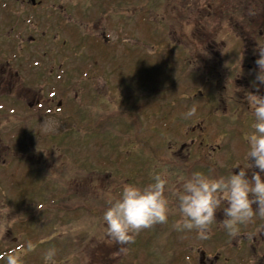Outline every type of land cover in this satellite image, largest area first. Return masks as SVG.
I'll list each match as a JSON object with an SVG mask.
<instances>
[{"label":"rangeland","instance_id":"obj_1","mask_svg":"<svg viewBox=\"0 0 264 264\" xmlns=\"http://www.w3.org/2000/svg\"><path fill=\"white\" fill-rule=\"evenodd\" d=\"M139 1H131V18L126 17L129 13L122 3L116 2L114 18L92 22L84 17L78 21V30L50 33L57 34L56 43L50 35H42V29L35 31L34 35L41 36L46 44L38 50L42 53L48 48L52 59L66 60L68 64L69 78L63 84L68 87L64 102L68 103L65 110L69 118L60 125L48 121L42 127L25 124L5 132L8 117L13 114H2L0 224L5 228L0 234V264H7L12 253L20 255L23 264H46L49 249H55V256L48 264H182L172 242V221L162 236L157 235L156 225L136 235L134 242L120 245L107 236L102 219L108 200L118 197L125 184L144 187L157 173H166L171 183L174 173L154 171L155 159L172 156L180 149L177 139L183 137L182 111L187 109L175 110L172 118L171 113L162 114L159 108L170 105L166 96L173 92L178 96L177 109L204 107L202 93L207 95L210 85L204 65H188L180 58L172 64L165 59L166 48L174 41L167 35L186 46L192 36L203 37V26L197 21L203 14L199 10L209 0H194L195 11H188L186 0H175L170 13L161 6L155 26L156 12L146 24V20L139 19ZM210 1L217 3V8L219 2L223 3ZM103 9H107L106 5ZM104 31L109 40L105 44L101 41ZM50 40L51 44H47ZM101 42L98 50L96 45ZM111 47L113 54L109 53ZM42 56L43 53L36 58ZM157 61L162 72H157ZM229 64L227 68H232ZM193 72L201 83L196 80L193 88L185 84L174 88L173 80H183ZM80 75L92 78L90 83L85 81L88 88L83 93V83L76 81ZM216 76L212 82L217 81ZM232 78L234 71L229 79ZM58 86L59 82H52V90ZM189 95H194L195 101L189 102ZM91 96H103L101 101L96 98L99 106ZM202 116L199 111L193 115L195 120ZM25 126L31 127L23 129ZM143 158L147 160L145 184L136 172L138 167L133 166L140 167ZM126 160L124 168L118 167Z\"/></svg>","mask_w":264,"mask_h":264},{"label":"flooded vegetation","instance_id":"obj_2","mask_svg":"<svg viewBox=\"0 0 264 264\" xmlns=\"http://www.w3.org/2000/svg\"><path fill=\"white\" fill-rule=\"evenodd\" d=\"M131 1L0 0V123L5 120L3 113L9 111L13 114V117H8L10 122L8 127H5V132L9 129L22 128L25 124L42 127L48 121L60 125L67 123L69 118L66 117L65 110L68 103L64 102L68 96V87L63 84L69 78L68 64L66 60L59 59L57 62L56 59H52L48 48L43 50L41 58H36V55L42 54L38 49L46 44L41 36L34 35L35 31L42 29V35H50L52 32H64L68 28L78 30L81 27L78 21L84 17L92 22L99 18H114L116 2L118 5L122 3L129 13V15L125 14L126 17L131 18ZM186 1H188V11H195V1ZM139 2L141 10L138 17L143 22L146 20L144 24L148 23L147 20L152 19V15L156 12L154 26L158 24V8L162 6L163 9L165 6L166 13H170L176 5L175 0H140ZM105 5L107 9L104 10ZM218 8L217 3L209 0L207 5L199 10L203 14L197 22L203 26L201 28L204 31L200 33L203 37L192 36L189 38L192 40L189 41L188 46L180 41L178 44L174 38L166 36L170 41H174L166 48L165 59L171 63L179 58L187 62L186 64L199 63L204 65L210 76L208 93L206 95L203 92L201 97L205 106L195 108V113L199 111V115H204L200 119L195 120L193 115L186 116L194 106L177 109L178 96L175 92H171V96H166L170 105L159 108L162 114L171 113L172 118L175 116V110L187 109V112L182 111L185 120L183 137L177 139L181 145L180 149L172 156L156 158L157 162L154 164L156 168L154 171L164 170L174 173L171 184L177 191L183 179L194 172H203L214 177L227 176L232 171H239L235 168L237 164L242 167L249 163L245 159L249 150L245 134L253 131L251 126L254 116L245 100V93L257 91L253 82L255 72L258 71L255 64L258 58L256 49L259 45L264 46V0H223V3L219 2ZM177 22L181 31L186 33L180 21ZM157 27L161 28V25ZM106 33L105 31L102 33L103 44L109 41ZM50 36L53 38L52 42H58L57 34ZM59 39L62 43L66 42L61 35ZM102 42L96 45L98 50ZM47 44H51V40ZM156 44L159 45V41ZM109 53L113 54V47L109 48ZM241 56L244 59L239 65ZM228 63L232 68H227ZM156 64L160 65L159 62ZM218 66L220 69L217 68ZM161 70L160 65L157 67V72H162ZM233 71L234 78L229 79ZM213 72L218 76L216 82H212L215 76ZM146 74L145 71V78ZM196 80L201 83V79H197L193 72L189 77L179 81L175 79L172 83L177 90L183 84L190 88L195 87ZM53 81L59 82V86L54 90L51 87ZM76 81L83 83L81 86L83 93L88 88L87 82L90 83L92 78L88 75H80ZM258 94L264 96V85H259ZM187 97L189 102L195 101L194 95ZM90 98L94 100L98 98L101 101L103 96ZM97 102L99 101L96 99L95 104L99 106L100 102ZM143 103L145 105L146 100ZM81 114L82 117L86 116ZM91 121L92 124L95 123ZM177 121L179 124V116ZM31 126H25L23 129ZM0 139L4 141L2 137ZM127 161L122 165L119 163L118 167L124 168ZM146 161L144 158L140 159V167L133 164L134 167H138L136 172H139L140 180L144 184L147 183L148 177ZM129 165L130 163L127 164V172L130 170ZM253 171L259 169H250L249 175ZM179 218L178 213L170 215L167 223L159 224L156 232L158 236H162L164 231L169 230L167 228L170 222H173L172 242L177 256L182 259V264H264V219L257 217L254 222L241 226L239 236L233 238L219 226V222L224 219L220 211L217 213V224L212 227L206 238H201L195 230L178 231L175 224Z\"/></svg>","mask_w":264,"mask_h":264},{"label":"clouds","instance_id":"obj_3","mask_svg":"<svg viewBox=\"0 0 264 264\" xmlns=\"http://www.w3.org/2000/svg\"><path fill=\"white\" fill-rule=\"evenodd\" d=\"M254 86L257 91L245 93L250 111L254 116L253 131L245 134L249 145L245 159L247 166L237 164L238 172L227 176H209L194 172L184 178L177 191L166 173L155 174L152 182L144 187L125 184L118 197L108 200L103 213L105 232L120 245L134 242L140 232L159 224L167 223L170 215L179 214L175 227L178 231L195 230L206 238L217 224V213L222 211L224 219L219 226L229 236H239L241 226H246L259 217L264 219V96L259 95V85H264V46L256 49ZM244 57L241 56L239 65ZM195 107L186 116L195 114ZM250 169H259L249 175ZM41 208V207H40ZM10 223V222H9ZM5 225L0 224V234ZM55 256V249L45 254L48 264ZM7 264H23L20 255L12 253Z\"/></svg>","mask_w":264,"mask_h":264}]
</instances>
